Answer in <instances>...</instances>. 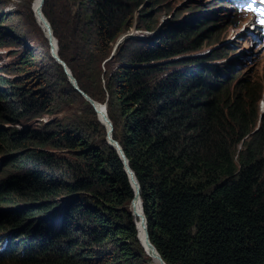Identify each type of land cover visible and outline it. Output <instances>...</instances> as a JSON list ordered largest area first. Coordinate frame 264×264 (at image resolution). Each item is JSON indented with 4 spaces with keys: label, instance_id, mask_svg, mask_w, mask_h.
Returning a JSON list of instances; mask_svg holds the SVG:
<instances>
[{
    "label": "trees",
    "instance_id": "16d2710c",
    "mask_svg": "<svg viewBox=\"0 0 264 264\" xmlns=\"http://www.w3.org/2000/svg\"><path fill=\"white\" fill-rule=\"evenodd\" d=\"M141 1L80 0L79 7H84L87 13L80 32L89 34L88 45L92 49L96 48L94 44L103 48L107 42H114L131 27L134 13L144 3ZM160 1L150 3L156 5ZM43 13L57 39L58 54L79 88L92 99L107 102L112 135L122 146L138 180L149 239L163 260L167 264H264V113L261 116L257 110L260 90L250 94L254 90L244 83L238 91L235 84L204 74L202 68H186L181 70L184 73H178L170 65L171 58L187 49L181 45L182 39L190 31L195 36L194 27L203 32L201 26H207L206 19L190 16L177 25L179 31L173 30L166 36L162 35L166 28L160 32L161 28L154 44L151 40L147 44L140 40L126 41L116 54L117 64L104 72L105 68L102 70L98 64L99 53L82 47L73 58L67 57L62 37L44 6ZM140 29L153 31L152 20ZM1 46L12 45L0 39ZM110 49L108 45L101 50L107 51L103 58L109 57ZM74 62H85L86 73H80ZM57 67L63 74L62 68ZM0 104V116L10 114L14 119H26L23 117L32 114L37 106L23 93L18 80L3 76H0ZM22 109L25 111L21 112ZM85 111L92 119L84 122L86 131L101 132L104 136L106 132L88 103ZM29 131L27 135L15 130L0 131L4 148L7 152L15 151L8 167L22 160L26 162L14 168L22 167L19 173H9L0 183V195L7 198L6 191H14L23 199H39L40 212L54 205L48 198L58 189L63 193L87 190L92 203L85 197L71 196L39 223L33 219L39 209L7 213L2 218L4 225L26 228L21 233L27 239L14 243L15 250L9 255L0 254V262L133 264L129 259L138 251L142 256L147 254L146 249H150L142 237L141 219L137 214L135 219L129 210L133 189L116 150L105 141L89 147L86 140L78 135L72 137L67 131L59 139H68V146H81L83 162L71 163L36 147L18 151L23 140H32L37 145L47 140L46 135ZM56 169L67 172L70 178L56 180L53 178ZM10 196L14 198L15 194ZM127 201H130L128 209L121 207L126 210L124 225L114 219H120L122 214L116 211V206ZM137 206L141 211L139 200ZM57 213L63 215L59 228L51 224ZM125 230L132 243L119 241V234L124 235ZM58 234L70 238L67 245L71 249L54 246L50 236L59 240ZM108 241L113 243L112 250Z\"/></svg>",
    "mask_w": 264,
    "mask_h": 264
},
{
    "label": "rangeland",
    "instance_id": "374dc122",
    "mask_svg": "<svg viewBox=\"0 0 264 264\" xmlns=\"http://www.w3.org/2000/svg\"><path fill=\"white\" fill-rule=\"evenodd\" d=\"M79 1L80 0H44L43 5H41V0H0V39L12 45L11 47H0V76L11 79L12 81L18 80L20 86L22 84L23 93L26 92L28 98L30 97V100L37 104L35 110L33 109V113L35 112L36 114L32 113L28 117H23L26 119H14L13 115L10 114H6L4 117L1 115L0 131L10 133L15 130L27 135V132H30L29 130H34L38 134L46 135L47 137L45 143L41 145L32 143V140H23L18 151L36 147L46 152H52L71 163H79L84 160L81 157L83 153L82 148H80L81 146H68V139H59L61 135H67V131H69V135L72 137L78 135L80 138H83L82 140H86L87 146L89 147L94 145L100 146L103 141H105V135L103 136L101 132H87L83 126L87 119L92 121L91 117L85 111V105L88 102L80 93L74 90L63 71V67L52 56L50 45L45 36V33L48 31L44 28V23L41 20L39 12L40 9L43 12V6L47 9L54 27L62 37L63 53H65L67 57L71 56L73 58L74 54L82 47H84L86 51L99 53L98 64L102 70L105 68L104 72H107L108 68L111 69L114 67V64H117L116 54L118 49L126 41L140 40L142 43L147 44L148 41L151 40V42H153L152 44H154L157 43L158 38H156L155 35L159 29L162 28L160 30L161 32L166 28L164 31L165 33L162 34L166 36L173 30L176 32L179 31L177 25L181 23L183 19L190 18V16H201L206 19L205 24H207V26H201L204 27V33L200 30V27H194L192 31L194 33L197 31V33L194 34L196 36L195 40V36H193L191 31L188 32L189 34L181 41V45L187 49L184 50L182 54L171 58L170 65L173 69L177 68L178 73H184L179 69H186L185 66L193 61H199L198 64L215 72L226 69L225 72L227 74H219L217 77L224 79L226 75H229L225 83H234L238 91L242 87V84L249 83L250 88L254 90L249 92L250 94H254L260 89L262 90V94L261 92L260 94L264 97V47L252 39L249 34L243 33L241 29L242 23L238 21L237 13L234 10H228L229 7H227V5L229 6V3L225 5L223 0H161L158 4L151 5L152 3H150V0H142L144 3L139 4L138 9L134 13L131 27L122 32L114 42H107L109 49H111L109 57L103 58L107 54V51L101 52V50L106 49L108 45L105 44L102 46L103 48H101V46L94 44L96 48L92 49L88 45L90 39L89 34H86L84 31L80 32V27L85 23L87 13L84 7H79ZM192 7L194 11H191ZM151 20L154 26L153 31L140 29L141 26L145 25L146 21L148 22ZM201 22L202 20H200V23ZM227 26H229V29H226ZM244 29H248V24L247 26L245 25ZM142 34L145 35V38L138 37L142 36ZM147 34L154 35L147 38ZM123 35H127V37L125 39H120ZM221 50L224 52L219 53ZM29 53L30 56L28 57ZM23 54L26 55L23 57ZM232 58H237L234 59L237 60V63L231 71H228L227 68L230 65L227 63L228 61H233L231 60ZM106 59L108 60L107 62H105ZM57 65L62 68L63 74H61ZM73 65L77 67L80 73H86L85 62H74ZM104 102L106 101L100 103ZM41 105L43 107H41ZM16 107L18 109L19 105L17 104ZM91 108L93 109L92 106ZM1 110L2 109H0V111ZM44 110H48V113H44ZM257 110L262 116L264 113L262 100L259 101ZM24 111V109L21 110V112ZM96 120L102 126L105 134L106 127L98 120L97 114ZM96 129L101 130L98 126ZM52 136L53 138H51ZM51 141H57L59 144L54 145ZM239 146L240 144H238V147ZM13 153H15L14 150H8L7 152L0 140V171L5 167V173L0 174V183L3 182L9 173H19L21 171L22 167L18 170H14L17 166L20 167L18 164L23 166V164L26 163L22 160L12 167H8L12 159L11 154ZM7 169L10 171L6 172ZM53 178L61 180L62 182L63 180L69 179L70 175L67 172L56 169ZM71 178L73 177L71 176ZM13 194H15L14 198L10 196ZM5 195L7 198H3V195H0V241L3 242L4 232L11 227L13 229L11 231L12 239L14 238V240L12 241V245L9 244L6 251L0 247V253L4 251L10 252L14 242L17 243L21 239L26 238L24 234H19L20 231H23V227L4 225L2 218L7 213L25 209H31V212H34L36 209H39L35 212L37 214L33 216L36 223H39L41 219H46L45 215H47L50 210L56 211L61 203L71 196L73 197L75 195L78 196V198L85 197L88 199L87 202L89 204L92 203L89 201L91 198H89L87 190L76 189L71 192L68 191L67 193H63V190L58 189L48 198L51 202H54V205L40 212L41 207L39 199L29 200L27 199L29 197L23 199L20 193L14 191H6ZM4 200L13 201V203L5 204L4 202L6 201ZM129 203L130 201H127L120 206H116V211L122 214L120 219L115 217V222L120 223L121 220L122 224H127L125 218L126 210L121 207L124 206L125 209H128ZM17 204L21 206L16 207L15 205ZM54 206L58 207L52 209ZM98 210H100V208H98ZM101 211L105 212L104 209H101ZM62 216V214L57 213V215L51 219V224L56 227L61 225ZM125 232L124 235L119 234V241H124L127 244L132 243V241L126 237L128 234L127 230H125ZM31 234L32 233H30V235ZM45 234L47 235V233ZM53 236L55 235L50 237H52L51 241L55 247L61 246L63 249H71L70 246L67 245V241H69L70 238L58 234L59 240H55ZM106 243L112 250L114 247L113 243L111 241ZM134 246V250L136 249L137 252L138 248L135 243ZM67 252L73 254V251L68 250ZM152 252L147 254L144 253L142 256L138 251V254L134 255L133 259L130 258L129 261L133 260V264H136L138 261H141V264H157L158 262L156 263V261H154L156 258ZM111 254L114 255L115 252L113 251ZM123 262L124 261H122V264H126ZM0 264L11 263L0 262ZM108 264H111V262Z\"/></svg>",
    "mask_w": 264,
    "mask_h": 264
},
{
    "label": "water",
    "instance_id": "95a60500",
    "mask_svg": "<svg viewBox=\"0 0 264 264\" xmlns=\"http://www.w3.org/2000/svg\"><path fill=\"white\" fill-rule=\"evenodd\" d=\"M43 3H44V0H41V5H43ZM46 26H47L48 30H50V25L47 22H46ZM153 35L154 34H147V37H151ZM126 37H127V35H123L120 39H125ZM54 39H55V37H54ZM47 40H48V43L50 45V49H51L53 58L59 64H61V66L63 67V71H64L65 75L67 76L68 80L70 81V83L72 84L74 90H76L78 93H80L83 96V98L93 107V110L97 114L98 120L101 122V124H103L105 127L106 126L108 127L106 130L104 140L108 143V145L110 147H112L113 149L116 150V152H117V154H118V156H119V158L123 164V169L126 172V175L128 177L129 184L131 185V187L133 189V196H134V194H136L137 197L139 198L140 207H141V219H142L143 226L145 229V243H146L147 247H149V249H151V251L153 250L154 252H156V254L160 260V264H167L163 260L162 256L159 254V252L157 251L156 247L153 245V243L149 239L147 226H146V217H145L144 211L142 209V201L140 198L139 183H138V180L136 179L134 171L132 170V168L130 167V165L128 163V159H127V157L123 151L122 146L120 145L118 140L114 139V137L112 135L113 125H112V122L109 119L108 114H107V102L100 103V102L92 99L91 97H89L84 91H82L79 88L77 80L75 79V77L71 73L70 68L67 66L66 62L60 58V56L58 54L56 39H55V41H53L52 37H47ZM123 208H125V207L123 206ZM146 251H147V253H150V250L146 249Z\"/></svg>",
    "mask_w": 264,
    "mask_h": 264
},
{
    "label": "bare ground",
    "instance_id": "6f19581e",
    "mask_svg": "<svg viewBox=\"0 0 264 264\" xmlns=\"http://www.w3.org/2000/svg\"><path fill=\"white\" fill-rule=\"evenodd\" d=\"M39 12H40V15H41V20H42V22L44 23V28H46L47 29V33H45V36L46 37H52V40L53 41H55V39H54V34H53V29H52V26H51V24H50V22H49V20H47V18L44 16V14H43V12L41 11V9L39 10ZM46 22L50 25V30H48V28H47V26H46ZM224 52V51H223ZM234 59H237V58H232L231 60H233V61H231V62H229L228 61V65H230V66H232V65H235L236 63H237V60H234ZM107 126H106V130H107ZM136 197V198H135ZM135 198V199H134ZM137 200H139V198L137 197V195L136 194H134V197H133V199L131 200V212H132V215L135 217V219H136V214L140 217V219H141V211L139 210V208H138V206H137ZM141 222H142V219H141ZM134 223L136 224V221H134ZM142 226H143V222H142ZM143 228V231H142V237H143V240H144V242H145V229H144V226L142 227ZM1 238V237H0ZM146 244V243H145ZM147 246V245H146ZM153 251V250H152ZM153 254H154V256H155V258H156V260H154V261H156V263L157 264H160V260H159V258H158V256H157V254H156V252H154L153 251Z\"/></svg>",
    "mask_w": 264,
    "mask_h": 264
},
{
    "label": "clouds",
    "instance_id": "9594fccd",
    "mask_svg": "<svg viewBox=\"0 0 264 264\" xmlns=\"http://www.w3.org/2000/svg\"><path fill=\"white\" fill-rule=\"evenodd\" d=\"M183 53V52H182ZM181 53V54H182ZM199 63V61H193V62H191L190 64H188L187 66H185V68H191V67H197L198 69H203L204 70V74H213V75H215V76H217V75H219V74H227L226 72H225V70L226 69H221V70H219V71H217V72H215V71H213V70H211V69H207V68H205V67H203L202 65H200V64H198ZM233 67H235V65H232V66H229L228 68H227V70L228 71H231V69L233 68ZM174 70H176L177 71V68H174ZM179 70H184V68L183 69H179ZM225 76V75H224ZM228 77H229V75H226L225 76V78L223 79V78H221V81L223 82H225V81H227L226 79H228ZM234 84V83H233ZM258 90H260V89H258ZM260 92H261V94H262V90H260ZM264 97L261 95V99L260 100H262V102H263V111H264ZM259 100V101H260ZM259 104V103H258ZM7 226H12V225H8L7 224ZM14 227V226H13ZM12 228V227H11ZM10 229V228H9ZM7 230V229H6ZM23 230H27L26 228H24ZM36 231H38V230H36ZM22 232V231H21Z\"/></svg>",
    "mask_w": 264,
    "mask_h": 264
},
{
    "label": "snow or ice",
    "instance_id": "6c2138e0",
    "mask_svg": "<svg viewBox=\"0 0 264 264\" xmlns=\"http://www.w3.org/2000/svg\"><path fill=\"white\" fill-rule=\"evenodd\" d=\"M261 23H264V21H261Z\"/></svg>",
    "mask_w": 264,
    "mask_h": 264
}]
</instances>
